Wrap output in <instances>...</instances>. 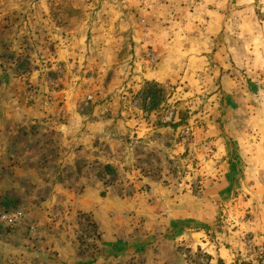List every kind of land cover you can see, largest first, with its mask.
<instances>
[{
  "label": "rangeland",
  "instance_id": "obj_1",
  "mask_svg": "<svg viewBox=\"0 0 264 264\" xmlns=\"http://www.w3.org/2000/svg\"><path fill=\"white\" fill-rule=\"evenodd\" d=\"M168 42L183 73L148 82ZM245 129L264 0H0V264H264Z\"/></svg>",
  "mask_w": 264,
  "mask_h": 264
},
{
  "label": "crops",
  "instance_id": "obj_2",
  "mask_svg": "<svg viewBox=\"0 0 264 264\" xmlns=\"http://www.w3.org/2000/svg\"><path fill=\"white\" fill-rule=\"evenodd\" d=\"M173 46V44L168 42L166 50L160 52L162 55L158 68L148 71V73L144 75L148 82L154 81L164 83L169 79L176 78L178 73L180 75L183 73L182 69H179V67L180 65H186V53L178 52ZM68 52H70L69 56L74 57V59L78 58L77 49L75 47H70ZM59 53L61 57L64 54V51L60 50ZM255 133V131L252 132L248 129L240 131L238 130L232 135V138H234V142L238 144V154L242 158L246 169L244 176L245 178L240 185L241 191L244 193H250L252 197L248 200V203L244 204V206L246 208H250L251 212L257 215L256 222L252 225L246 226V230L259 235V232L264 225V181H261L260 184H252L249 175L251 174L250 171L253 169H262L264 167V144L256 142L254 147L251 142L248 143L247 138L252 137L255 135ZM234 169L235 166L232 164L233 173ZM174 225L177 226L178 224ZM216 253H218L219 257L222 258L227 264L232 263L234 260V255L231 249L222 248Z\"/></svg>",
  "mask_w": 264,
  "mask_h": 264
},
{
  "label": "built area",
  "instance_id": "obj_3",
  "mask_svg": "<svg viewBox=\"0 0 264 264\" xmlns=\"http://www.w3.org/2000/svg\"><path fill=\"white\" fill-rule=\"evenodd\" d=\"M150 58H151L152 63H156L157 59L154 55L151 56ZM259 242L255 243V245L253 246V250L255 253L259 254L260 256H264V233L262 237V242L260 243Z\"/></svg>",
  "mask_w": 264,
  "mask_h": 264
},
{
  "label": "trees",
  "instance_id": "obj_4",
  "mask_svg": "<svg viewBox=\"0 0 264 264\" xmlns=\"http://www.w3.org/2000/svg\"><path fill=\"white\" fill-rule=\"evenodd\" d=\"M219 264H224V263H222V262L220 261Z\"/></svg>",
  "mask_w": 264,
  "mask_h": 264
}]
</instances>
